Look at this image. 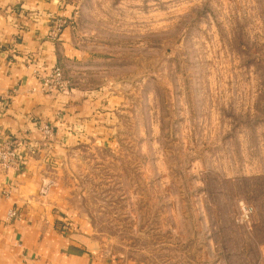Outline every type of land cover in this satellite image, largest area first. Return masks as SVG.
Instances as JSON below:
<instances>
[{"label": "rangeland", "instance_id": "374dc122", "mask_svg": "<svg viewBox=\"0 0 264 264\" xmlns=\"http://www.w3.org/2000/svg\"><path fill=\"white\" fill-rule=\"evenodd\" d=\"M70 1L64 79L124 100L70 156L104 252L264 264V0Z\"/></svg>", "mask_w": 264, "mask_h": 264}, {"label": "crops", "instance_id": "0c3cea01", "mask_svg": "<svg viewBox=\"0 0 264 264\" xmlns=\"http://www.w3.org/2000/svg\"><path fill=\"white\" fill-rule=\"evenodd\" d=\"M75 9L70 0H0V135L25 157L19 170L0 167V264H135L104 252L70 162L79 146L106 140L124 100L107 88L47 91L40 80L84 56ZM56 18L66 26L54 37ZM43 124L54 128L49 141Z\"/></svg>", "mask_w": 264, "mask_h": 264}, {"label": "built area", "instance_id": "2783aa9c", "mask_svg": "<svg viewBox=\"0 0 264 264\" xmlns=\"http://www.w3.org/2000/svg\"><path fill=\"white\" fill-rule=\"evenodd\" d=\"M66 26V20L62 18H56L53 21L52 35L57 37L63 27ZM43 88L47 91L53 89L61 91L68 87L67 81L64 79L63 72L59 66L53 67L49 73L40 77ZM43 138L47 141L51 140L55 134L53 126L49 124H43L40 126ZM25 157L19 150L18 142L15 139L4 137L0 135V167L3 169H15L19 170L24 163ZM245 216L248 217L250 208L243 206ZM17 213L15 211L10 213V217H15Z\"/></svg>", "mask_w": 264, "mask_h": 264}]
</instances>
